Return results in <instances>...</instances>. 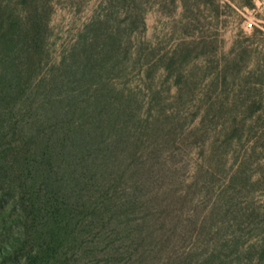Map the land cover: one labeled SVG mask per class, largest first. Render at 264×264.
Returning a JSON list of instances; mask_svg holds the SVG:
<instances>
[{
	"label": "trees",
	"instance_id": "1",
	"mask_svg": "<svg viewBox=\"0 0 264 264\" xmlns=\"http://www.w3.org/2000/svg\"><path fill=\"white\" fill-rule=\"evenodd\" d=\"M122 2L129 6L128 0ZM23 4L22 10H15L8 0H0V109L8 108L1 112L9 117L23 102L30 117L10 125L24 222L35 231L26 264H64L68 245L77 244V251L89 248L80 240L85 234L82 226L85 236L92 235L100 222L117 226L123 241H130L124 250L106 251L105 263L126 264L137 258L133 262L138 264H240L237 260L245 255L248 264L262 260L264 249L255 257L238 243V229L243 231L254 215L234 203V194L211 207V218L201 221L195 201L202 190L200 180L195 176L186 189L182 174L187 164L180 147L185 132L180 117L172 115L181 131L169 129L161 122L163 115L152 109L144 114L147 102L136 93L111 87L108 67L127 69L124 59H112L121 53L118 36L98 33L80 47L65 49L51 63L53 4ZM138 7L132 24L145 29V11ZM35 65L37 82L25 88V77L31 81L33 76L28 66ZM198 169L203 171L201 165ZM230 181L223 185L224 193L232 191ZM80 209L86 216L78 220ZM216 224L219 228L212 235ZM87 252L94 259L99 256L97 251Z\"/></svg>",
	"mask_w": 264,
	"mask_h": 264
},
{
	"label": "rangeland",
	"instance_id": "2",
	"mask_svg": "<svg viewBox=\"0 0 264 264\" xmlns=\"http://www.w3.org/2000/svg\"><path fill=\"white\" fill-rule=\"evenodd\" d=\"M8 1L12 9L24 7L23 0ZM128 1L126 7L122 0H51L50 62L98 33L118 36L121 53L112 59H124L127 69L108 67L111 87L136 93L147 102L144 114L152 109L155 115H163L161 122L169 129L181 131L179 123L184 126L180 147L187 165L182 174L186 189L195 176L200 180L202 190L195 201L201 221L210 217L211 207L234 194V203L254 215L243 224V231L238 229V243L256 257L264 249V0ZM138 6L145 11V29L132 24ZM29 67L33 76L31 81L25 77V88L38 79L36 65ZM17 107L9 117L8 108L0 109V264H26L35 243V231L24 222L20 181L12 167L11 121L22 124L30 118L25 103ZM172 115L180 122L175 124ZM207 171L214 176H207ZM230 180L232 191L224 193L223 185ZM115 227L100 222L92 235L85 236L87 229L82 226L85 234L80 240L89 248L77 251L73 247L77 244L68 245L64 264H116L105 263L102 255L112 247L124 250L130 241L125 243L122 231ZM112 239L116 242L109 245ZM87 251H97L99 256L94 259ZM239 258L237 262L248 264L246 255ZM134 260L126 264H138ZM253 264H264V258H256Z\"/></svg>",
	"mask_w": 264,
	"mask_h": 264
},
{
	"label": "built area",
	"instance_id": "3",
	"mask_svg": "<svg viewBox=\"0 0 264 264\" xmlns=\"http://www.w3.org/2000/svg\"><path fill=\"white\" fill-rule=\"evenodd\" d=\"M249 26H251V27H252V26H253V23H252V22H249Z\"/></svg>",
	"mask_w": 264,
	"mask_h": 264
}]
</instances>
